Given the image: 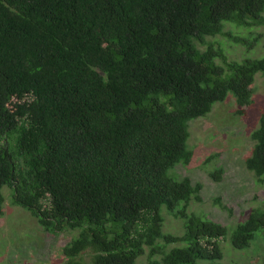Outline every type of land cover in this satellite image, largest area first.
Segmentation results:
<instances>
[{"label": "trees", "instance_id": "trees-1", "mask_svg": "<svg viewBox=\"0 0 264 264\" xmlns=\"http://www.w3.org/2000/svg\"><path fill=\"white\" fill-rule=\"evenodd\" d=\"M226 22L263 25L264 0H0V215L8 186L45 231L79 229L65 264H139L146 248L147 264L221 260L228 226L189 212L203 185L173 170L193 158L189 122L229 93L244 113L264 74V56L208 41ZM251 137L245 164L264 183V113ZM164 209L183 234L165 232ZM259 230L261 205L232 245Z\"/></svg>", "mask_w": 264, "mask_h": 264}, {"label": "rangeland", "instance_id": "rangeland-1", "mask_svg": "<svg viewBox=\"0 0 264 264\" xmlns=\"http://www.w3.org/2000/svg\"><path fill=\"white\" fill-rule=\"evenodd\" d=\"M244 38L238 43L228 35ZM209 42L219 43L229 59L262 58L264 56V24L254 27L237 26L226 22L225 34L208 37ZM251 44H253L251 46ZM204 49L205 46H200ZM220 62V61H219ZM254 95L251 105L244 107V113L236 98L229 93L226 100L216 102L212 110L202 117L189 122V147L193 158L187 165L179 163L173 172L178 177L188 176L194 183L200 182L201 201L192 200L189 212H195L214 221L227 225L229 234L220 239L223 251L221 260H199L198 264H264V230H259L251 246L237 249L232 245L231 232L249 216L252 208L264 206V183H258L255 173L246 167L245 160L250 156L255 141L251 137L264 113V74L255 75ZM223 168L222 177L216 180L211 172ZM6 201L4 213L0 215V264H65L64 246L80 230H69L60 234L45 231L30 211L11 202V189L3 188ZM227 205L231 212L216 203ZM165 232L176 235L185 232L183 220L164 209ZM176 244H170V249ZM149 249L138 258L139 264H147ZM90 250L82 254L88 263Z\"/></svg>", "mask_w": 264, "mask_h": 264}, {"label": "built area", "instance_id": "built-area-1", "mask_svg": "<svg viewBox=\"0 0 264 264\" xmlns=\"http://www.w3.org/2000/svg\"><path fill=\"white\" fill-rule=\"evenodd\" d=\"M42 264H51V262L50 261H46V262H44Z\"/></svg>", "mask_w": 264, "mask_h": 264}]
</instances>
